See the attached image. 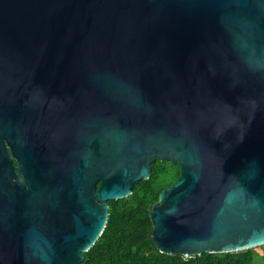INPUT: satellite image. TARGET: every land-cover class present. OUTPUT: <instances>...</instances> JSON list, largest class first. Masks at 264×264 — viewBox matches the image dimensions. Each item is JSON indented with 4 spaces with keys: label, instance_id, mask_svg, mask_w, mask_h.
<instances>
[{
    "label": "water",
    "instance_id": "95a60500",
    "mask_svg": "<svg viewBox=\"0 0 264 264\" xmlns=\"http://www.w3.org/2000/svg\"><path fill=\"white\" fill-rule=\"evenodd\" d=\"M157 160L161 253L264 246V0H0V264H83Z\"/></svg>",
    "mask_w": 264,
    "mask_h": 264
},
{
    "label": "trees",
    "instance_id": "16d2710c",
    "mask_svg": "<svg viewBox=\"0 0 264 264\" xmlns=\"http://www.w3.org/2000/svg\"><path fill=\"white\" fill-rule=\"evenodd\" d=\"M179 176V165L157 160L151 178L137 184L129 198L110 201L107 227L85 253L83 264H252L256 248L236 253H204L190 259L158 250L152 239L150 212L162 191L171 187ZM260 248L264 257V246Z\"/></svg>",
    "mask_w": 264,
    "mask_h": 264
},
{
    "label": "rangeland",
    "instance_id": "374dc122",
    "mask_svg": "<svg viewBox=\"0 0 264 264\" xmlns=\"http://www.w3.org/2000/svg\"><path fill=\"white\" fill-rule=\"evenodd\" d=\"M256 253L253 258L252 264H264V257L262 255V250L260 247L256 248Z\"/></svg>",
    "mask_w": 264,
    "mask_h": 264
},
{
    "label": "flooded vegetation",
    "instance_id": "af4514ba",
    "mask_svg": "<svg viewBox=\"0 0 264 264\" xmlns=\"http://www.w3.org/2000/svg\"><path fill=\"white\" fill-rule=\"evenodd\" d=\"M9 154L11 155V151L10 150H9ZM14 166H15V168H18V162L17 161L14 162Z\"/></svg>",
    "mask_w": 264,
    "mask_h": 264
}]
</instances>
